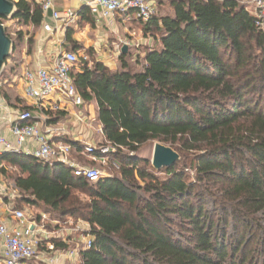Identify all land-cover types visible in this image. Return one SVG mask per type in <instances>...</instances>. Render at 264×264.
I'll return each mask as SVG.
<instances>
[{
    "label": "trees",
    "instance_id": "16d2710c",
    "mask_svg": "<svg viewBox=\"0 0 264 264\" xmlns=\"http://www.w3.org/2000/svg\"><path fill=\"white\" fill-rule=\"evenodd\" d=\"M14 4L12 21L41 26L35 0ZM140 27L153 47L144 45L136 57L128 49L117 70L87 50L91 63L71 72L116 147L107 164L117 171L90 182L60 164L4 155L0 174L18 172L11 180L21 197L16 207L87 223L92 245L80 251L79 264H264V32L238 0L163 1ZM70 32L67 49L82 50ZM16 34L14 41L7 34L13 49L4 69L23 43L22 32ZM33 44L30 36L28 53ZM4 69L0 81L8 79ZM6 88L0 96L10 104ZM12 105L32 109L18 97ZM49 116L48 124H57L65 114ZM64 142L82 161L81 146ZM149 142L169 145L179 162L154 170L136 156ZM76 192L87 201H77Z\"/></svg>",
    "mask_w": 264,
    "mask_h": 264
},
{
    "label": "built area",
    "instance_id": "2783aa9c",
    "mask_svg": "<svg viewBox=\"0 0 264 264\" xmlns=\"http://www.w3.org/2000/svg\"><path fill=\"white\" fill-rule=\"evenodd\" d=\"M9 1L14 3L18 0ZM163 1L167 0H76L80 8L89 11L97 24L105 23L109 28L114 26L116 16L127 21L134 18L147 24L157 16L158 3ZM238 2L245 9L250 6L246 10L254 18L255 28L264 32V0ZM35 3L42 11L41 28L45 34L52 35L56 31L66 34L69 29L77 27L80 8L57 10L54 0H35ZM48 18L54 22V28ZM8 21L12 25L15 23L11 19L4 20L2 25L5 29L9 26ZM28 38L26 36L23 40L26 55L29 54ZM148 43L119 39L113 44L108 61L117 65L123 47L127 50L133 48L139 54L144 45H150ZM38 54L40 51L35 53V58ZM83 61L89 65L85 55L68 50L63 43L50 65L43 66L37 60L32 69L24 66L11 83L7 79L0 81V87L19 85L21 100L32 108L11 107L0 96V158L17 155L43 164H60L69 168L75 177L90 182L107 176L94 166L74 159L73 148L64 142L66 139L77 143L81 146L78 156L101 166L107 165V156L116 151V147L106 141L102 127L92 126L90 118L81 110L86 103L74 87L71 72ZM73 107L78 111H72ZM57 112L64 113V118L57 124H48L51 119L49 113ZM2 129L8 132L9 138ZM3 167L0 163V169ZM1 198L11 203V217L0 219V264H79L80 251L91 247L92 237L88 234L87 223L82 227L70 219L60 221L46 213L34 214L29 208H17V190L0 178Z\"/></svg>",
    "mask_w": 264,
    "mask_h": 264
},
{
    "label": "crops",
    "instance_id": "0c3cea01",
    "mask_svg": "<svg viewBox=\"0 0 264 264\" xmlns=\"http://www.w3.org/2000/svg\"><path fill=\"white\" fill-rule=\"evenodd\" d=\"M54 3L57 10H63L67 8H74V9L80 8L76 0H54ZM81 9L82 8H80V10ZM86 16H87L86 19L85 17L83 18L80 16L77 29L76 28L71 29L70 39L73 42L78 43L83 47V49L78 51L77 53L79 55L81 54L85 55L88 59L89 64L91 63V61L88 55L85 53L87 50L92 51L93 58L96 61L102 63L108 68L114 67L116 64L112 65V62L108 61V59L110 57L109 54L112 51L113 44L116 43L117 40L119 39H129L133 42L141 40V42H145V43L149 42L148 44H150L149 45L150 47H153L154 45V42L151 38L145 37L143 35L141 27L136 28V30L127 29L125 27V24L128 21L124 20L122 17L116 16L114 26L112 28H109L105 23L97 24L95 22L94 17H92L91 15L86 14ZM47 20L54 28L55 27L54 22L51 21L49 18ZM118 23L122 25V32L117 28ZM27 29L29 30V28ZM27 36L30 37V35ZM33 39H34V44L32 48V53L27 55L23 53L21 60L18 62V64L20 65V69H22L24 66H28L31 69L34 68L36 66L37 60L39 64L43 66L50 65L54 59V56L61 49V46H63V43L65 46H69V43L66 40L67 39L66 34L57 31L52 35L45 34L42 31L41 26L36 29ZM38 40H40V43H37ZM37 51H40V54H38L39 56L35 58V53ZM116 62L118 64V61ZM14 87L16 91L15 97L21 99L20 87L19 85L16 84H13L9 86V88H6L8 95L10 96L9 91H11L12 88ZM13 99L14 98H11L10 100L9 105L11 107H15L12 105ZM3 132L8 138L10 137L5 129L3 130ZM0 178L2 179L4 177L0 174ZM23 208H27V207L23 206ZM10 217H11V203L8 201V199L1 198L0 219L7 220L10 219Z\"/></svg>",
    "mask_w": 264,
    "mask_h": 264
},
{
    "label": "rangeland",
    "instance_id": "374dc122",
    "mask_svg": "<svg viewBox=\"0 0 264 264\" xmlns=\"http://www.w3.org/2000/svg\"><path fill=\"white\" fill-rule=\"evenodd\" d=\"M246 9L249 10L250 6H247ZM161 13L162 14H168L169 13L168 8L166 7L165 10H162ZM7 24L9 25L7 28V34L11 37V39L13 41L16 40L17 31L22 32L23 40L27 35H30L31 37H34V35H35L36 29L29 28V30H28L22 24L14 23L12 25V22H10V21H8ZM125 27L127 29L136 30V28L140 27V22L135 20L134 18H130L128 20V22H126ZM117 28L122 32V25L120 23L117 24ZM76 29H77V27H76ZM27 43H28V40H27ZM25 49H26V46L24 45V41H23V43H17L16 44V50H15L14 54L12 55V58L7 61L6 68L4 69L3 77L8 78L7 80H9L10 83L14 77V75H10L8 77V74L11 71L10 68L14 67L13 71H14L15 75H18L21 72L20 65L18 64V62L21 60L23 53L25 52ZM31 53H32V51L29 54H31ZM130 53L135 55L138 52H137V50L130 48ZM132 68L137 69V68H135L134 64H132ZM117 69H118V64L115 67H113L111 70H117ZM2 81L3 80H1V82ZM9 86H11V84ZM9 86H8V88H9ZM9 92H10L11 98H14L16 95L15 87L12 88V90ZM81 110L83 111V113L85 114L86 117L90 118V123L92 124V126L97 127L99 125V123L96 119V104L94 102H91V103L84 105ZM72 111L77 112L78 108L73 107ZM157 143L158 142H149L146 145L142 146L140 148L139 152L136 154V156H138L139 158L151 161L152 154H153V148H154V145ZM163 145L166 147H169V145H167V144H163ZM72 157L74 159H76V156L74 154H72ZM82 161H85V158H83ZM82 161H79V162L83 163ZM94 167L97 168L101 172L102 175H114V173L117 171V168H118L117 165H115L114 163H110V165L107 164L105 166H101V165L96 164ZM6 169H7L6 173H7L8 177L3 176L4 178H2V180L6 181L7 184L10 186V185H12L11 180L14 179L16 177V175H18V172L12 168H6ZM20 198L21 197L18 194L17 199L19 201H20ZM74 198L77 199V201H79V202H86L87 201V197L80 192L74 193ZM32 212L34 214H38V212H40V211L32 210ZM76 223L79 224L80 226L84 227L85 222L82 220H78V221H76ZM260 225L264 227V222H261ZM228 232H230V229L228 230ZM254 248L252 250L257 249V248H255V249ZM75 262L77 263V261H75ZM258 262L260 264V260Z\"/></svg>",
    "mask_w": 264,
    "mask_h": 264
},
{
    "label": "water",
    "instance_id": "95a60500",
    "mask_svg": "<svg viewBox=\"0 0 264 264\" xmlns=\"http://www.w3.org/2000/svg\"><path fill=\"white\" fill-rule=\"evenodd\" d=\"M15 12V4L9 0H0V18L10 19ZM13 49V42L6 34L5 27L0 24V75L5 66V60L10 56ZM127 52V47L122 48V53ZM179 155L170 147L162 144H155L151 159V166L159 171L164 168H170L178 163Z\"/></svg>",
    "mask_w": 264,
    "mask_h": 264
}]
</instances>
